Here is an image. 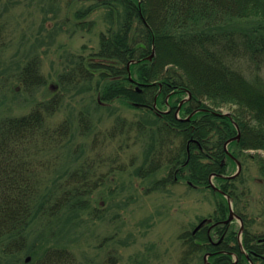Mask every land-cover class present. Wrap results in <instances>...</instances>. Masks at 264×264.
Masks as SVG:
<instances>
[{
	"label": "trees",
	"instance_id": "16d2710c",
	"mask_svg": "<svg viewBox=\"0 0 264 264\" xmlns=\"http://www.w3.org/2000/svg\"><path fill=\"white\" fill-rule=\"evenodd\" d=\"M91 1L74 18L85 28L89 14L106 10L107 30L97 49L72 54L54 83L49 84L38 54L12 76L26 93L47 85L52 93L27 113L0 118V260L15 258L16 264L27 252L25 264H80L59 239L62 226L91 209L92 193L109 175L97 170L107 165L115 170L119 157H107L101 148L103 154L91 158L104 132L95 131L98 122L89 110L50 124L69 89L81 84L91 90L95 109L114 113L121 105L136 111L117 116L110 136L119 130L128 141L145 140L146 153L136 167L139 155L120 163V171L134 167L136 176L147 179L166 168L167 175L153 180L147 191L184 180L215 194L216 210L201 220L209 219L215 228L210 232L211 225L203 224L181 236L186 250L180 264H190L200 252L209 253L210 264H264V232L252 234L249 218L234 208L244 223L243 251L233 221L224 222L230 214L227 195L237 207L247 193L238 184L242 170L232 177L230 166L246 150L264 151V26L234 24L264 19V0ZM5 22L0 21V48ZM237 125L240 138L227 151ZM86 138L90 141L83 143ZM255 161L264 189V158ZM262 201L264 213V196ZM213 231L221 233L218 240ZM116 261L112 255L105 264Z\"/></svg>",
	"mask_w": 264,
	"mask_h": 264
},
{
	"label": "rangeland",
	"instance_id": "374dc122",
	"mask_svg": "<svg viewBox=\"0 0 264 264\" xmlns=\"http://www.w3.org/2000/svg\"><path fill=\"white\" fill-rule=\"evenodd\" d=\"M91 4V0H0V21L6 19L2 33L4 45L0 48V118L27 113L37 101L51 96L49 85L33 95L17 88L18 83L12 76L29 58L40 55L50 84L56 82L58 74L70 64L72 54L86 55L99 47L100 33L107 30L105 9L89 14L85 28L75 25L76 11ZM234 24L243 28L264 26V19H236ZM91 98V90L86 86L80 84L78 88H70L50 124L74 118L80 110H89L98 122L95 131L107 134H100L99 138H103L99 141L103 142L90 152L91 158L103 154L101 148L108 152L107 157H119L113 165L115 170L109 165L97 170L98 174L108 172L106 184L92 193L89 211L76 222L62 226L60 241L69 245L80 264H105L112 255L117 258L115 264H180L186 250L181 236L195 229L202 219L209 218L216 210L215 194L208 188L191 187L184 180L147 191L152 181L165 177L168 170L163 168L147 179L136 176L133 168L144 159L145 140L128 141L126 134L119 130L115 136H110L117 116L132 117L136 111H126L121 105H116L114 113L106 108L95 109ZM165 108L162 105L161 109ZM221 110L230 111L228 108ZM88 141L90 139L86 138L82 142ZM122 144L125 148H121ZM135 155H139L136 165L120 171V163L129 164ZM255 157L264 158V151L246 150L241 157L243 175L238 184H243L247 193L237 207L233 206L249 218L251 233L258 235L264 232V189ZM238 167V164L230 166L229 174L235 173ZM211 223L207 219L206 224L210 226ZM241 224L240 219L234 218L233 225L238 231ZM215 225L208 231L211 232ZM220 234L213 231L214 240H218ZM27 257V252L22 253L16 258V264H25ZM0 264H15V258H4ZM190 264H204V253L193 255Z\"/></svg>",
	"mask_w": 264,
	"mask_h": 264
},
{
	"label": "water",
	"instance_id": "95a60500",
	"mask_svg": "<svg viewBox=\"0 0 264 264\" xmlns=\"http://www.w3.org/2000/svg\"><path fill=\"white\" fill-rule=\"evenodd\" d=\"M150 57L152 58V56H150ZM189 97H191V93H189ZM187 99H188V98H184V99L181 101L180 106H181V104H182L183 102H185ZM180 106H179V108L177 109V114H178L179 111H180ZM226 114H230V113H226ZM237 129H238V134H237V136H236V137H233V138H230V139L227 140V142L225 143V148H226L227 151H228V144H229L231 141H233L234 139H239V138H240V134H241V132H240V128L238 127V125H237ZM238 166H239L238 171H237L234 175H232V177H233V176H236L237 174L240 173V171H241V169H242V165H241L240 161H238ZM211 183H212L213 186H215L214 183L212 182V179H211ZM215 187H216V186H215ZM227 199H228V201H229V206H230V215H229V217L225 220V222L228 223V222L232 221V220L234 219V217H236V215H235V213H234V209H233V205H232V200H231L230 196L227 195ZM238 218H239V217H238ZM243 229H244V226L242 225L241 230H240V232H239V237H241ZM29 260H30V257H27V261H29ZM205 261L208 262V261H207V255L205 256ZM208 263H209V262H208ZM209 264H210V263H209Z\"/></svg>",
	"mask_w": 264,
	"mask_h": 264
}]
</instances>
